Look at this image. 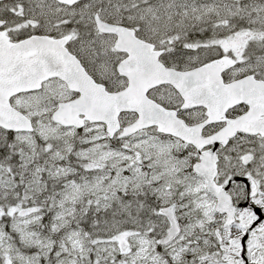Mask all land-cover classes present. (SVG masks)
I'll return each instance as SVG.
<instances>
[{
	"label": "snow or ice",
	"instance_id": "obj_1",
	"mask_svg": "<svg viewBox=\"0 0 264 264\" xmlns=\"http://www.w3.org/2000/svg\"><path fill=\"white\" fill-rule=\"evenodd\" d=\"M0 264H264V0H0Z\"/></svg>",
	"mask_w": 264,
	"mask_h": 264
}]
</instances>
